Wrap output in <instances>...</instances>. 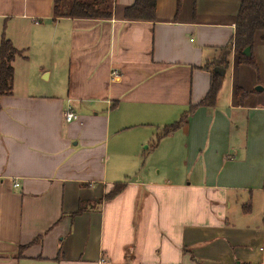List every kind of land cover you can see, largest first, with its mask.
I'll list each match as a JSON object with an SVG mask.
<instances>
[{"label": "crops", "instance_id": "obj_1", "mask_svg": "<svg viewBox=\"0 0 264 264\" xmlns=\"http://www.w3.org/2000/svg\"><path fill=\"white\" fill-rule=\"evenodd\" d=\"M61 1L58 17L56 0H0V44L21 54L0 97V264H264V77L223 87L248 68L234 50L216 67L241 0H157L142 22L124 18L136 0L110 19ZM211 71L224 90L200 107ZM156 153L159 176H139Z\"/></svg>", "mask_w": 264, "mask_h": 264}, {"label": "trees", "instance_id": "obj_2", "mask_svg": "<svg viewBox=\"0 0 264 264\" xmlns=\"http://www.w3.org/2000/svg\"><path fill=\"white\" fill-rule=\"evenodd\" d=\"M113 0H75L66 13V17L89 18V19H110L112 16L111 3ZM61 0H56L55 14L60 17L59 5ZM180 3V0H179ZM157 0H136L133 6L127 8L124 18L127 21H154L156 18ZM63 17V16H62ZM257 37L264 41V0H241V6L236 18V33L229 46L223 49L222 57L216 67L227 69L230 64V56L234 50L239 55L238 63L248 65L257 69L254 57H246L244 51L256 43ZM21 56L13 44L3 39L0 44V97L10 95L13 91L14 68L13 61ZM210 65L206 67L209 69ZM211 88L205 99L199 104L203 107H214L219 91L222 88L223 76L218 72L211 71ZM196 106L192 107L182 119L158 135L156 144L164 137H167L183 128L193 113ZM124 185L117 187L107 196L113 198L123 189Z\"/></svg>", "mask_w": 264, "mask_h": 264}, {"label": "rangeland", "instance_id": "obj_3", "mask_svg": "<svg viewBox=\"0 0 264 264\" xmlns=\"http://www.w3.org/2000/svg\"><path fill=\"white\" fill-rule=\"evenodd\" d=\"M61 10V9H60ZM0 28H1V33H5L6 34V37L9 36V34H13V31H15V29H11L10 30H3L2 28V23H0ZM19 32L15 34V37L18 36ZM20 38H17V42L20 43V41L22 42V38H21V35L19 34ZM261 40L259 39V37H257V40H256V43L258 44ZM263 42V41H261ZM253 49H255L253 47ZM257 53L259 55V51H258V47H257ZM260 62H259V67L257 69H253L251 67L248 66L247 67H242V70H239L237 71L236 75L233 74V72L230 70L228 75L224 78V86H227L229 83H233L232 79H236L237 81H240L241 83H245V88H247L249 85L251 87V85H254L252 84L253 81H256L257 80V77H264V56H260L259 58ZM239 83V82H237ZM222 87V91L224 90V88ZM257 86L254 88L256 89ZM248 120H249V117L245 116L241 121V124L242 126H246L248 125ZM239 124V123H238ZM124 134L126 133H123V136ZM146 147V146H145ZM182 147H183V144H182ZM159 153H156L155 155H151L148 159V155H146L143 159H142V164H145L146 163V166H145V169L144 170H140L139 171V176L141 174H150L152 176H156L158 177L159 175L157 174L159 172V170H157V173H154V169H150L149 168V164L152 162V160H154V158H158L159 157ZM155 162V160H154ZM163 176V174H162ZM131 177H135V175H131Z\"/></svg>", "mask_w": 264, "mask_h": 264}, {"label": "built area", "instance_id": "obj_4", "mask_svg": "<svg viewBox=\"0 0 264 264\" xmlns=\"http://www.w3.org/2000/svg\"><path fill=\"white\" fill-rule=\"evenodd\" d=\"M65 117V120L67 123H72L74 121L77 120L78 116L71 110H69L68 112L65 113L64 115ZM15 186L16 187H19V184L18 183H15Z\"/></svg>", "mask_w": 264, "mask_h": 264}, {"label": "water", "instance_id": "obj_5", "mask_svg": "<svg viewBox=\"0 0 264 264\" xmlns=\"http://www.w3.org/2000/svg\"><path fill=\"white\" fill-rule=\"evenodd\" d=\"M244 55L246 57H250L251 56V48H247L245 51H244ZM257 91H262V88H257Z\"/></svg>", "mask_w": 264, "mask_h": 264}]
</instances>
